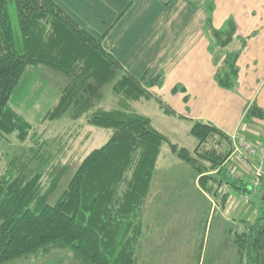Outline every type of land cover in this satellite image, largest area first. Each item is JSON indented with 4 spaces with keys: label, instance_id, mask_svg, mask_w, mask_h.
<instances>
[{
    "label": "trees",
    "instance_id": "obj_1",
    "mask_svg": "<svg viewBox=\"0 0 264 264\" xmlns=\"http://www.w3.org/2000/svg\"><path fill=\"white\" fill-rule=\"evenodd\" d=\"M190 1L208 15L205 36L216 68L213 78L219 87L234 90L245 39L236 35L231 17L213 26L214 0ZM235 40L238 47L227 49ZM43 71L55 75L57 92L35 125L17 110L21 99L14 105L10 101ZM159 83L143 85L104 49L101 38L80 27L54 0H0V138L33 143L0 167V264L54 249L69 251L80 264H135L144 232L142 208L165 143L202 184L220 186L230 177L231 137L213 123L193 120L190 133L197 144L188 150L132 110L130 102L153 98L172 113L149 89ZM106 90L107 100L116 106H104ZM31 91L33 97L41 92ZM65 115L110 129L111 134L102 146L78 158L66 188L49 204L71 162L62 164L59 159L65 154L50 151L46 139L39 141L37 128ZM253 118L264 121V110L255 103L244 111V120ZM230 178L233 190L252 194L254 207L252 219L239 220L241 229H229L238 264H264V178L257 190L243 179Z\"/></svg>",
    "mask_w": 264,
    "mask_h": 264
},
{
    "label": "crops",
    "instance_id": "obj_2",
    "mask_svg": "<svg viewBox=\"0 0 264 264\" xmlns=\"http://www.w3.org/2000/svg\"><path fill=\"white\" fill-rule=\"evenodd\" d=\"M54 1L80 27L88 30L95 38H101L104 49L128 73L141 79L143 85L159 81V84L149 89L168 105L172 114L192 121H209L227 135L238 133L252 143L261 140L263 122L258 118L244 120V111L252 103L264 110V0H214L211 14V22L217 28L228 17L245 18L244 29L240 31L238 24L236 35L245 39L237 66L238 84L242 83L243 89L250 91L247 94V105L238 100L239 97L235 99L231 92L219 87L213 78L216 68L205 36L208 15L203 6L195 5L190 0H167V3L162 0ZM231 45L234 49L238 47V42L235 40ZM220 111H223V115L217 119V123V115L214 113ZM228 178L221 184H226L228 189L225 194H221L218 192V183L207 181L202 184L196 175V181L203 185L200 192H209L217 200L216 206H220L221 212L228 199L233 203L234 197L241 198L244 194L242 190H233L227 183ZM245 178L242 182L249 184L248 177ZM240 207L237 205V208ZM142 216L144 218L143 213ZM231 220L222 218L219 233L223 235L222 243L230 247L232 255L233 249L236 254L237 252L229 232L234 219ZM156 228L152 229L144 222L135 264H179L173 259L171 252L174 248L180 249V244L171 251L170 242L163 243L161 233L164 231L160 233L159 227ZM177 236L179 237V232ZM167 238L168 236L166 240ZM219 250L216 249L217 254ZM54 251L43 256L23 257L9 262L51 263L52 260L44 257L52 256L53 253V256H58L53 257L56 264L64 261L80 264L69 251ZM220 257L225 259L228 256L226 253L224 257Z\"/></svg>",
    "mask_w": 264,
    "mask_h": 264
},
{
    "label": "rangeland",
    "instance_id": "obj_3",
    "mask_svg": "<svg viewBox=\"0 0 264 264\" xmlns=\"http://www.w3.org/2000/svg\"><path fill=\"white\" fill-rule=\"evenodd\" d=\"M231 18L236 30L238 24L240 31L244 29L245 18ZM231 48L232 45L227 47V49ZM39 67L38 69H45L44 66ZM54 76L50 71H43V75L36 74L31 79L28 89L13 94L14 100L10 101V104H13L15 100L21 99L20 103L16 104L17 110L25 112L27 119L35 125L45 114L47 108L51 106V97L55 96L57 92L58 84L54 81ZM31 88L41 91L40 94L37 93L38 97L37 95L33 97L31 91V96L28 99ZM226 91L231 92L235 99L239 97L238 100L242 101L244 105L248 104L247 94L250 91L244 90L242 83H239L234 90ZM108 93L109 91L106 90L104 98L106 103L103 105L116 106L112 100H107L110 97ZM130 107L147 116L153 126L170 142L188 150H192L196 146L197 140L190 133L193 121L189 118L166 112L153 98L132 101ZM214 115H217L215 120L218 123L217 119L222 118L223 111L215 112ZM37 129V133L40 134L39 141L46 139L49 142L50 151L55 152L59 149L58 151L65 154L59 159L62 164L67 163L68 159L71 162V167L64 173L49 199L48 203L53 204L66 188L70 176L78 165V158H82L92 149L102 146L109 138L111 130L86 124L83 118L72 120L67 115L58 120L44 121ZM32 144V141L26 144L19 143L11 136L8 141L0 138V167L5 164L8 158L22 152ZM57 154L59 155V153ZM201 188L203 185L196 181V173L172 154L169 146L165 143L161 148L147 199L142 208L144 222L152 229L156 230V227H159L160 233L162 230L164 231L161 233L163 243L170 242L171 251L174 246L177 247L180 244V249L174 248V251L171 252L173 259H176L179 264H238V256L234 249L231 255L230 247L221 241L222 234L219 233V225L223 217H227L229 220L233 218V230L241 229L239 220L253 217V202H244L243 197H234L233 203H231V199H228L227 205L221 212L220 206H216L217 200L210 196L209 192L205 194L200 192ZM218 192L221 193V190ZM251 195L249 193L250 199ZM237 205L241 207L237 208ZM178 232L180 238L177 236ZM166 236H168L167 240ZM228 244H230L229 241ZM216 249H220L219 254ZM56 250L54 253H58ZM226 253L228 257L221 259L220 255L224 257ZM51 255L44 258L52 260V262L47 261L44 264H56L54 258L58 256H53V253ZM18 262L13 261L7 264H22ZM61 264L71 263L64 261Z\"/></svg>",
    "mask_w": 264,
    "mask_h": 264
},
{
    "label": "built area",
    "instance_id": "obj_4",
    "mask_svg": "<svg viewBox=\"0 0 264 264\" xmlns=\"http://www.w3.org/2000/svg\"><path fill=\"white\" fill-rule=\"evenodd\" d=\"M262 122L261 141L258 143L245 140L238 133L230 136L232 148L227 162L229 163V167L227 166L228 173L230 177L236 179L244 180L245 177H248L249 185L254 190L260 186L264 178V121ZM227 189L226 184L218 187V190H221L223 194L226 193ZM242 197L244 202L250 201L249 194H243Z\"/></svg>",
    "mask_w": 264,
    "mask_h": 264
}]
</instances>
